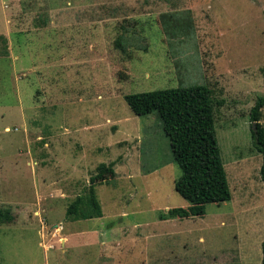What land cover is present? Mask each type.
<instances>
[{
  "label": "rangeland",
  "instance_id": "obj_1",
  "mask_svg": "<svg viewBox=\"0 0 264 264\" xmlns=\"http://www.w3.org/2000/svg\"><path fill=\"white\" fill-rule=\"evenodd\" d=\"M263 6L0 0V264H260L249 109L264 91ZM193 85L222 101L213 124L230 198L160 220L188 205L173 189L180 170L156 112L133 114L123 95ZM101 164L112 170L94 184L102 215L67 218Z\"/></svg>",
  "mask_w": 264,
  "mask_h": 264
},
{
  "label": "trees",
  "instance_id": "obj_2",
  "mask_svg": "<svg viewBox=\"0 0 264 264\" xmlns=\"http://www.w3.org/2000/svg\"><path fill=\"white\" fill-rule=\"evenodd\" d=\"M262 13L264 16V6ZM262 76L264 90V68ZM123 99L137 116L156 112L168 138L172 160L180 170L173 181V189L188 205L169 208L165 213L158 214V219L202 216L205 204L219 203L230 198L213 124L215 110L222 101L214 100L206 86H178L128 93L123 95ZM263 107L264 91L255 98L249 109L252 142L255 150L261 154L259 176L264 182V126L259 122ZM101 166L90 177L87 189L67 205V218L88 219L102 215L94 184L111 177L112 170L103 164ZM260 251V264H264V238L260 243ZM205 264L239 263L229 261Z\"/></svg>",
  "mask_w": 264,
  "mask_h": 264
},
{
  "label": "crops",
  "instance_id": "obj_3",
  "mask_svg": "<svg viewBox=\"0 0 264 264\" xmlns=\"http://www.w3.org/2000/svg\"><path fill=\"white\" fill-rule=\"evenodd\" d=\"M173 218H175V217H173ZM167 219H172V218H167ZM178 219H180V218H178ZM162 220H164V219H162ZM10 224V223H9ZM62 227V226H61ZM0 228H1V226H0ZM95 230H97V229H95ZM94 229H92V228H89V229H86V230H84L86 233H93L94 231H95ZM83 230H79L78 232H82ZM38 232H39V237H40V239L38 240L39 242V244L41 245L42 244V241H41V236H40V230H38ZM84 234V233H83ZM83 234H80V235H83ZM89 235V234H88ZM88 237V236H87ZM66 239H67V237H66V234L64 233L63 234V237H62V242H61V246H64V244H65V241H66ZM94 239V238H93ZM92 240V239H91ZM90 240V241H91ZM44 247H50L49 245H44Z\"/></svg>",
  "mask_w": 264,
  "mask_h": 264
}]
</instances>
